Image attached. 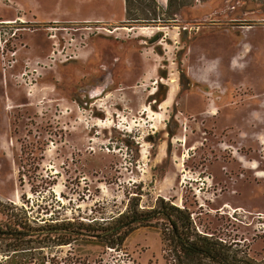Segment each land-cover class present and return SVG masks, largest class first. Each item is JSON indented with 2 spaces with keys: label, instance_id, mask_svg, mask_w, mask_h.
<instances>
[{
  "label": "rangeland",
  "instance_id": "374dc122",
  "mask_svg": "<svg viewBox=\"0 0 264 264\" xmlns=\"http://www.w3.org/2000/svg\"><path fill=\"white\" fill-rule=\"evenodd\" d=\"M126 5L0 0L16 30L0 47V206L89 222L161 197L261 260L264 0ZM163 247L151 224L120 250L80 242L43 255L167 264Z\"/></svg>",
  "mask_w": 264,
  "mask_h": 264
},
{
  "label": "trees",
  "instance_id": "16d2710c",
  "mask_svg": "<svg viewBox=\"0 0 264 264\" xmlns=\"http://www.w3.org/2000/svg\"><path fill=\"white\" fill-rule=\"evenodd\" d=\"M125 1L129 14L130 0ZM7 207L0 206L5 216L0 220V254L3 255L0 264H47L49 256L43 255L45 249L80 242L120 250L136 227L151 224L160 229L167 264H264V256L257 260L238 241L200 230L188 209L161 197L151 208H139L137 203L129 201L124 211L89 222L31 217L18 205Z\"/></svg>",
  "mask_w": 264,
  "mask_h": 264
},
{
  "label": "built area",
  "instance_id": "2783aa9c",
  "mask_svg": "<svg viewBox=\"0 0 264 264\" xmlns=\"http://www.w3.org/2000/svg\"><path fill=\"white\" fill-rule=\"evenodd\" d=\"M11 23H13L11 19L0 20V47L2 55L5 54L7 49H9L11 38L16 34V30H13Z\"/></svg>",
  "mask_w": 264,
  "mask_h": 264
},
{
  "label": "bare ground",
  "instance_id": "6f19581e",
  "mask_svg": "<svg viewBox=\"0 0 264 264\" xmlns=\"http://www.w3.org/2000/svg\"><path fill=\"white\" fill-rule=\"evenodd\" d=\"M173 87H174V86H173ZM172 95H173V88L171 87L170 90H169V92H168V97H167L166 100H164V102H167L168 100L170 101L171 98H172ZM164 102H163V103H164ZM163 103H161V105H162Z\"/></svg>",
  "mask_w": 264,
  "mask_h": 264
},
{
  "label": "water",
  "instance_id": "95a60500",
  "mask_svg": "<svg viewBox=\"0 0 264 264\" xmlns=\"http://www.w3.org/2000/svg\"><path fill=\"white\" fill-rule=\"evenodd\" d=\"M154 39H157V37H154ZM153 41V40H152Z\"/></svg>",
  "mask_w": 264,
  "mask_h": 264
}]
</instances>
